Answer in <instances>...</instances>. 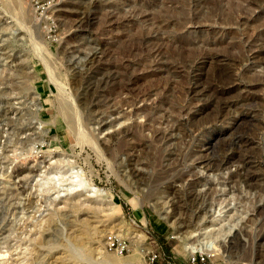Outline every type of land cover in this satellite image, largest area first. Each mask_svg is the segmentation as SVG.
Returning a JSON list of instances; mask_svg holds the SVG:
<instances>
[{"label": "rangeland", "instance_id": "1", "mask_svg": "<svg viewBox=\"0 0 264 264\" xmlns=\"http://www.w3.org/2000/svg\"><path fill=\"white\" fill-rule=\"evenodd\" d=\"M69 1L0 0V264H156L162 246L188 264L216 210L239 222L210 262L264 264V0H88L64 54ZM98 113L119 122L106 141ZM71 172L95 185L66 190Z\"/></svg>", "mask_w": 264, "mask_h": 264}, {"label": "bare ground", "instance_id": "2", "mask_svg": "<svg viewBox=\"0 0 264 264\" xmlns=\"http://www.w3.org/2000/svg\"><path fill=\"white\" fill-rule=\"evenodd\" d=\"M4 2H5V0H3V3ZM6 2L4 3L5 5L9 3L11 5V7L15 8L16 10H17V8H20V6L18 7V0H6ZM67 4H68V2H67ZM69 6H71L72 9L76 10L78 12V14L76 16H74V18L72 20H70V21L66 20V19L62 20L63 18L62 19L60 18V19L63 22V24H65V26L68 27V30H67V32H68L67 36L69 37L68 41L72 40V41H75L77 44L64 46L63 49H62V53H64V54H67V53H70V52H72L74 50H77L78 47H80L79 43H80L81 39L79 38V34L82 33V32H87L92 27V25L94 23V18L89 13V10H90V8L96 6V4L93 3V1H88V0L87 1L86 0H70L69 1ZM12 8H11V11H9V12H12V10H14ZM7 10H9V9H7ZM19 10L20 9H18L17 11H19ZM21 11L22 10H20V12ZM15 14H16V12H15ZM45 14L47 16H49L52 20H56V23H57V24L55 23L56 24V28L57 27L59 28V24H61V23L59 22L60 19H59L58 16H60L59 15L60 13L57 15L55 10H48ZM82 45H84V44H82ZM41 46H45V45H41ZM45 48H46V46L44 47V49ZM150 54H152L153 56L156 55V50L155 49L151 50ZM86 57H87V59H86V64L85 65H86L87 69H85L84 72L80 73V75H76L75 79H74L75 80L76 90H78V97H79V99H81L82 103L85 106H87V104L90 103L91 96H93L96 92H98L99 88L102 85L100 80L93 81L92 78L89 77V71H90V69H92L94 67V65L97 63V61L100 60L99 58L101 57V52H99L97 50H94L91 53L87 54ZM44 61H46V60H44ZM50 76H52V75H50ZM59 88L60 87H58V89ZM59 92H58V94H59ZM62 96H63V94H62ZM67 100H68V98H67ZM63 101L65 103L64 104H60V110L63 113H65L66 111L71 110V106H70L71 104H69L70 102H67L66 100H63ZM96 117H97V120H96L97 121V133L102 136L101 138H103L104 141H106V139H108L109 136L116 131L114 129V126L119 123L118 119H116V118H108V117H105V115L104 116L101 115L100 113H98ZM68 124L72 127L74 125V120L71 118L68 121ZM78 137H79V133H78ZM56 161L57 160L54 161L55 164L48 165V167H46V171L45 172L47 174L60 175L63 178V179H61V182H64V181H66V180H64V178H65L64 175L69 170L65 171V172H62L61 171L62 166H58ZM70 170H72V169H70ZM62 173H63V175H62ZM71 174L72 175L69 176L70 179H71L70 185L66 188V190H68L70 192H74L75 188H81V187L84 188V187H86V185L87 186H94L95 185L91 179H89L90 182H85L80 177L78 172L77 173L76 172L75 173L71 172ZM176 204H177V202H176ZM214 213H216V214L213 216L211 223H214L213 225H215V227H206L205 229L202 230V232L198 233V235H194L191 238V239H193L196 236V238L193 241H188V242L185 243V249L190 254L191 253H195V252H207V253H209V252H214V253L218 252L220 250V245H218V243L220 244V240H223V242H225L227 236L232 234V232L238 227V222L239 221H237L235 217L233 218L234 214L229 215L228 216L229 218H226L225 215L222 214L221 210H216ZM87 231H88V233L90 232L89 230H87ZM85 233H87V232H85ZM88 233H87V235H88ZM0 258H3L2 257V253H0Z\"/></svg>", "mask_w": 264, "mask_h": 264}, {"label": "built area", "instance_id": "3", "mask_svg": "<svg viewBox=\"0 0 264 264\" xmlns=\"http://www.w3.org/2000/svg\"><path fill=\"white\" fill-rule=\"evenodd\" d=\"M124 248V247H122ZM213 254H209L207 252H195L191 253L187 257V263L188 264H212L210 262V258L213 257ZM157 258L156 255H152L151 261H154V259Z\"/></svg>", "mask_w": 264, "mask_h": 264}, {"label": "crops", "instance_id": "4", "mask_svg": "<svg viewBox=\"0 0 264 264\" xmlns=\"http://www.w3.org/2000/svg\"><path fill=\"white\" fill-rule=\"evenodd\" d=\"M161 249L163 250V255H164V257L166 258V259H164L165 261L164 262H159L158 263V261L156 262V264H180V263H177V262H175V261H173V256H171L170 254H169V252H168V250L167 249H164V247L162 246L161 247ZM165 253H167V255L165 254ZM169 259V260H168Z\"/></svg>", "mask_w": 264, "mask_h": 264}, {"label": "water", "instance_id": "5", "mask_svg": "<svg viewBox=\"0 0 264 264\" xmlns=\"http://www.w3.org/2000/svg\"><path fill=\"white\" fill-rule=\"evenodd\" d=\"M220 242H221V244H223V247H224V245H225V242H223V240H221Z\"/></svg>", "mask_w": 264, "mask_h": 264}]
</instances>
